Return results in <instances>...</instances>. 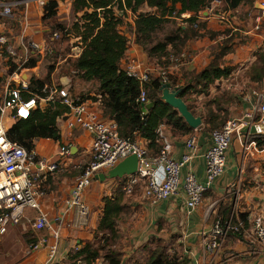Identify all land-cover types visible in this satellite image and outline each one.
I'll return each instance as SVG.
<instances>
[{
	"label": "crops",
	"instance_id": "crops-1",
	"mask_svg": "<svg viewBox=\"0 0 264 264\" xmlns=\"http://www.w3.org/2000/svg\"><path fill=\"white\" fill-rule=\"evenodd\" d=\"M262 3L264 0H244L236 9L228 8L222 1L213 3L199 16L201 36L188 40L181 48L180 54H186V60L175 63L169 59L172 63L164 69L170 83L184 89L189 85L195 86L194 76L215 60H218L221 67L234 68L230 76L217 80L202 91L201 86H198L200 92L192 88L183 98L192 112L203 120L202 126L191 133L198 140L195 152L186 147V139L191 134L176 133L171 126L166 123L164 125L173 146V158L181 160L183 156H189L191 159L184 166L183 174L192 172L200 182L205 180V154L212 143V126L209 123L212 117H220L223 122L219 126L222 127L230 120L244 121L247 115H251L253 125L263 123L261 119L256 122V118L260 116V99L263 98L264 101V83L252 82L249 73L257 60L255 54L264 45V17L261 23L257 22ZM145 8L151 11L148 7ZM35 9L42 16L43 9L36 3H31L27 8L24 6L23 11L16 16L19 17L18 20H22L27 14L32 25L36 24L38 15L33 12ZM191 16L192 14L187 13L182 19ZM40 21L43 22V18ZM132 26L133 33L125 31L130 43L121 67L127 70L135 68L139 73L149 72L152 77L157 78L163 69L159 59H151L143 47L136 44L133 21ZM186 27L187 23L182 26L183 29ZM27 34L35 40H40L43 36L33 26L27 30ZM171 50L173 49L169 47L168 51ZM40 63L37 68L28 70L32 72L31 76L43 79L38 72L33 71L41 69ZM28 78L26 74L24 79ZM59 81L62 84L69 82V79L63 77ZM94 82L99 89L97 81L86 83L89 85ZM74 88L77 92L80 89L85 91V87H75L73 82V92ZM89 96L95 98V102L100 101L98 91ZM59 127L60 141L38 139L34 142L36 154L49 161L59 159L61 146H69L73 152V156L63 163L61 169L49 176L50 189L42 199V209L49 215L53 227L57 224L55 218L64 216L59 251L54 264H81L82 260L76 257V252L86 244H94L104 210L103 198L112 193L106 182L95 180L85 192L84 200L89 208L87 220L79 216L77 209L66 210V202L71 197L81 172L77 171V166H86L91 161L92 139L86 131L69 129L66 124ZM235 139L228 153L224 175L205 193L203 205L193 213L189 214L185 209L186 197L183 190L157 205H152L144 198L142 187L140 190L136 189L132 197L127 196L129 210L118 224L120 238L115 245V249L121 253L122 264L145 263L157 242L166 246L177 244L176 252L188 259L190 264H264V249L257 243L252 232L253 219L258 216L264 218V151L250 143V135L247 137L242 134ZM137 141L149 145L144 139L137 138ZM229 213L237 218L247 214L248 225L241 235L228 234L219 248L208 249L207 242L213 224L218 219L228 217ZM27 214L33 218L36 216V212L31 210ZM24 224L22 222L18 226ZM18 226L9 227L6 234L0 235V239L8 236ZM34 232L42 233L40 239L47 238L49 243L53 241L51 231ZM71 252L73 262L69 256ZM31 254L33 256L27 259L26 264H47L49 246H42Z\"/></svg>",
	"mask_w": 264,
	"mask_h": 264
},
{
	"label": "built area",
	"instance_id": "built-area-1",
	"mask_svg": "<svg viewBox=\"0 0 264 264\" xmlns=\"http://www.w3.org/2000/svg\"><path fill=\"white\" fill-rule=\"evenodd\" d=\"M50 1L58 2L60 10L63 0H14L10 2L3 0L0 1V7L3 9L4 17L14 19L16 18L15 9L21 5L27 8L31 3H36L41 7L44 15V8ZM216 2L219 3L221 0L213 1V3ZM260 10L261 15L257 18L259 23L264 17V3L261 4ZM98 12L100 13L101 10ZM116 13L123 17V13L117 9ZM128 13L132 14L129 11ZM78 16L81 17L80 14ZM17 22L20 27L19 35L6 36L0 33V48L8 55V59L18 66L13 77L19 80L8 91L6 98L0 102V235L6 234L9 227L18 226L22 222H27L37 232L51 231L53 241L49 243L47 238H41L32 251H37L42 246H49L47 264H54L59 251L64 216L55 218L57 224L53 227L49 215L42 209V199L46 195L43 185L48 182L50 175L56 174L63 163L73 156V152L71 147L61 146L57 161L41 158L35 150L29 152L8 139L7 127L3 118L7 117L14 123L22 119L27 120L36 109L45 110L55 103L70 108L69 113L59 118V125L66 124L69 129L86 131L92 139L91 161L86 166H77L81 172L76 179L71 197L66 202L67 211L77 209L79 216L87 220L89 208L84 200L86 190L93 181L97 180L96 177L99 174L107 173L131 155L138 157L139 167L135 175L126 177V196L132 197L136 189L142 187L144 198L152 205H157L183 190L187 213L191 214L199 209L203 205L205 193L225 173L228 153L235 136L240 137L243 130L253 125L251 115H247L244 121L230 120L221 129L211 132L212 143L205 154V180L200 182L192 172L183 174L184 166L191 159L189 156H183L181 160L173 158V146L164 126L157 131L162 148L157 155L152 156L148 144L121 137L116 121L104 116L101 101L95 102L83 96L72 95L69 82L60 83L61 88L56 83L47 84L43 90L45 96L24 100L23 94L29 92V80L24 79L26 74L22 75V72L18 71L23 70L24 66L32 60L40 63L47 58H53L56 54V44L61 37L65 36L66 31L65 33L61 30L51 31L49 27H44L42 39L35 40L27 34V30L32 26L30 17L25 14L22 20H17ZM66 37L72 42L73 47V54L69 57L79 58L83 52V47L79 44L80 39L74 34L66 35ZM170 57L175 63L187 58L184 53L177 57L174 55ZM128 71L142 81H148L152 76L149 72L139 73L135 68H130ZM158 77L162 79V84L170 83L164 69L159 72ZM139 103L142 104V108L148 105L145 92H142ZM259 112L264 118L263 98L260 99ZM197 141L196 136L190 135L186 139V147L195 152ZM146 142L149 143L147 140ZM28 210L36 212L33 219L28 216ZM245 228L244 223L234 214H231L227 220H216L209 232L210 239H208L207 248H219L228 234L241 235ZM252 232L257 243L264 249V218L262 216L253 219ZM94 264L107 263L101 258Z\"/></svg>",
	"mask_w": 264,
	"mask_h": 264
},
{
	"label": "trees",
	"instance_id": "trees-1",
	"mask_svg": "<svg viewBox=\"0 0 264 264\" xmlns=\"http://www.w3.org/2000/svg\"><path fill=\"white\" fill-rule=\"evenodd\" d=\"M213 1L73 0L72 12L75 22L72 27L47 25L51 31L61 30L64 33L66 31L65 36L74 34L80 39L79 44L83 47L81 56L75 59L70 58L73 60V69L77 77L85 82L97 81L99 83L98 93L104 116L116 121L121 137L132 141H136L137 138L147 140L149 151L152 156H155L162 148L157 131L165 123L171 126L176 133L190 135L194 130L189 127L177 110L161 99V78L150 76L148 81H142L121 67L130 43V39L122 30L126 24L125 16L129 14L128 11L134 15L135 42L143 47L151 59H170L173 55L171 52L180 53L188 40L201 36L199 16L211 7ZM221 1L230 9H236L244 2V0ZM145 7L151 11L142 12ZM116 9L123 13V17L117 15ZM98 10L101 12L99 13ZM58 11L59 3L50 1L44 8L43 22L54 20L59 15ZM187 13L192 16L184 19L187 23L186 29L180 27L177 32L165 36L160 41L154 38L166 23L182 18ZM79 14L81 17L78 16ZM169 47L173 51H168ZM255 57L257 60L249 72L251 81L264 83V45ZM37 64V60H32L24 66V69H33L37 67ZM9 66L10 74L18 70V66L11 61ZM233 71V67H221L218 60H215L209 67L194 76L195 86L189 85L182 89L181 97L184 98L192 88H195L197 92L205 90L217 80L230 76ZM47 84V79L30 77L29 92L23 94V99L45 96L43 90ZM198 86H201L200 90ZM142 92L146 93V103L152 105L147 113H143L142 104L139 103ZM69 112L70 108L60 103L52 104L45 110L38 108L33 111L29 119L18 120L9 129L7 128V137L29 152L34 151V142L38 139L58 142L61 140L58 120ZM218 119L220 117H212L209 121L211 126H216L215 120ZM222 122L221 120L220 124ZM251 142H255L257 148L264 151V134L250 135ZM115 181L120 184L111 196L103 198L104 210L98 226V234L102 235L104 245L95 248L92 244H86L77 251L76 257L81 258L84 264H94L101 258L107 264H122L121 253L115 249L116 244L111 246L109 243L110 241L116 242L120 238L118 224L128 213L129 201L125 194L126 177L115 179ZM230 214L225 220L231 216ZM239 220L244 223L245 227L248 225L247 214L240 215ZM38 242L33 243L32 248ZM143 264H190V261L176 251L170 254L168 246L157 242L156 248L151 251L149 259Z\"/></svg>",
	"mask_w": 264,
	"mask_h": 264
},
{
	"label": "rangeland",
	"instance_id": "rangeland-1",
	"mask_svg": "<svg viewBox=\"0 0 264 264\" xmlns=\"http://www.w3.org/2000/svg\"><path fill=\"white\" fill-rule=\"evenodd\" d=\"M10 2V0H8ZM72 2L73 0H63L61 3L60 10L58 11L57 17L52 21H47L46 23L41 22L43 18V14L39 13L38 10H33V12H36L38 17L36 18L37 23L33 24L34 30H37V32L43 33V28L47 27L49 24L53 25L54 27H66L70 28L73 26L75 22V16L72 12ZM24 5H21L18 9L14 10V14L19 15L23 11ZM149 10L147 8H144L142 12H148ZM19 19L18 16L16 18L11 19L9 17L3 16V9L0 7V33L6 36H17L20 33V27L17 20ZM134 20L133 14H128L125 16V25L123 26V32L125 31L129 34L133 33L131 26L132 21ZM41 23V24H40ZM48 24V25H47ZM185 24L184 19L178 18L176 20H173L169 23H166L164 27L157 32V34L154 36L157 41L163 40L165 36L174 34L177 32V30L182 27ZM6 27V28H5ZM48 28V27H47ZM12 31V32H10ZM45 31V30H44ZM126 34V33H125ZM133 38V37H132ZM56 55L53 58H47L43 63L41 64V69H34L33 71L38 72V75L40 77H43V79H47L48 84L51 85L52 83H56V85H60V79L63 77H67L70 82V92L74 96H83L86 99L95 100L92 96H89L91 93H97L98 91V84L96 82L90 83L89 85L78 79L77 73L74 72L73 69V60L70 59L69 55L73 54V47L72 42L69 41V39L66 36H63L60 38V40L56 44ZM72 47V48H71ZM173 51V50H171ZM174 57H177L180 53H175L174 51L171 52ZM67 59V61H66ZM171 59V58H170ZM65 60V61H64ZM61 61V62H60ZM60 62V66L58 63ZM10 60L8 59V55L3 52V50L0 48V100L3 101L6 96L8 95V91L14 87L15 84L19 81L17 77L14 79V75L10 74V66H9ZM172 62L169 59L163 58L162 60H159V64L161 65V68L166 69ZM37 68V67H36ZM19 73L22 72V75L27 74L28 79H30L31 73L28 69H23L21 71H18ZM58 80V82H57ZM67 80V79H66ZM55 81V82H54ZM73 82L74 86H79L84 89L85 91H82L81 89L77 92V89L73 92ZM76 84V85H75ZM82 91V92H81ZM82 94V95H81ZM4 123L7 128L11 127L14 122L7 119V117H4ZM261 119L263 121L262 124H264V119H262V115L260 114L259 117L256 118ZM221 120H215L216 127H213L212 125L210 132L221 129L222 126L220 125ZM211 134V133H210ZM194 135V134H192ZM237 138V137H235ZM234 138V141L236 140ZM232 143V145H233ZM232 147V146H231ZM89 163V162H88ZM87 164V163H86ZM81 166H84L82 164ZM78 172L81 170H77ZM50 180V179H49ZM43 185V191L45 194L48 193V190L50 189V181ZM108 185L109 190L113 194V192L116 190V188L119 186V182L115 180H106L105 181ZM137 190H140V187L137 188ZM111 194V195H112ZM109 195V196H111ZM33 218V217H31ZM25 226V227H24ZM42 233H35L31 225L25 222L24 225L15 227L8 236H5L3 239H0V264H26L27 259L31 258L33 255L32 253V244L37 242L40 239ZM96 239L92 244L95 248L99 246H103L102 244V235L96 234ZM42 238V237H41ZM118 241L112 242L110 241L109 245L113 246L114 244H117ZM177 244L175 245H169V253L174 254L175 251L178 250ZM70 260L73 262V252L70 253ZM81 264H84L83 262Z\"/></svg>",
	"mask_w": 264,
	"mask_h": 264
},
{
	"label": "water",
	"instance_id": "water-1",
	"mask_svg": "<svg viewBox=\"0 0 264 264\" xmlns=\"http://www.w3.org/2000/svg\"><path fill=\"white\" fill-rule=\"evenodd\" d=\"M162 95L161 99L170 105L172 108L178 111L180 116L184 118L185 122L193 130L199 129L203 120L202 117L195 115L181 97L182 89L179 87H174L171 83L162 84ZM152 107L151 104L143 107V113H147ZM243 135H255L264 134V124L252 125L250 128H246ZM139 159L136 155H131L124 161L119 163L115 168L111 169L107 173L99 174L96 179L105 182L106 180L122 179L131 175H135L138 172Z\"/></svg>",
	"mask_w": 264,
	"mask_h": 264
}]
</instances>
